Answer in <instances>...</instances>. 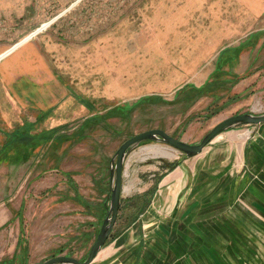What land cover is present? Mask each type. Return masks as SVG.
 <instances>
[{
	"label": "rangeland",
	"instance_id": "374dc122",
	"mask_svg": "<svg viewBox=\"0 0 264 264\" xmlns=\"http://www.w3.org/2000/svg\"><path fill=\"white\" fill-rule=\"evenodd\" d=\"M262 1L0 0V53L25 40L7 62L14 73L0 74L24 83L33 100L32 106L22 98L19 112L0 105V205L10 207L16 186L35 173L59 168L60 160L56 167L47 161L54 147L65 150L61 163L75 172L83 160L103 161L110 170L122 141L150 128L199 142L215 121L214 106L188 111L209 92L199 82L218 49L255 25L252 14ZM79 100L95 113L89 116L91 108ZM130 156L146 169L182 154L146 140L127 151L124 165ZM89 246L77 256L83 259Z\"/></svg>",
	"mask_w": 264,
	"mask_h": 264
},
{
	"label": "crops",
	"instance_id": "0c3cea01",
	"mask_svg": "<svg viewBox=\"0 0 264 264\" xmlns=\"http://www.w3.org/2000/svg\"><path fill=\"white\" fill-rule=\"evenodd\" d=\"M254 9L255 25L218 49L199 82L209 92L189 105V112L214 106L211 127L234 114L264 112V0ZM19 43L0 53V73ZM0 75V105L19 112L26 97L33 106L24 83ZM90 108L89 116L96 111ZM53 149L47 161L56 167L60 160L59 168L35 173L16 186L10 207L0 205V264H40L61 254L84 260L77 250L99 231L110 170L103 161L83 160L80 171H69L60 158L65 150ZM175 161L139 169L127 158L116 221L89 264H264V122L223 130L198 154Z\"/></svg>",
	"mask_w": 264,
	"mask_h": 264
},
{
	"label": "water",
	"instance_id": "95a60500",
	"mask_svg": "<svg viewBox=\"0 0 264 264\" xmlns=\"http://www.w3.org/2000/svg\"><path fill=\"white\" fill-rule=\"evenodd\" d=\"M261 122H264V112H243L234 114L213 125L197 143H189L176 138L161 128L146 129L126 138L117 147L110 160L111 184L109 188V206L107 208L106 216L101 223L99 231L96 234L85 259L80 260L73 256L61 254L52 256L40 264H89L93 260L97 252L105 244L116 221L122 191L124 160L127 151H129L133 146L146 140L160 141L179 151L182 156L190 157L198 154L213 137L223 130L241 125L258 124Z\"/></svg>",
	"mask_w": 264,
	"mask_h": 264
},
{
	"label": "trees",
	"instance_id": "16d2710c",
	"mask_svg": "<svg viewBox=\"0 0 264 264\" xmlns=\"http://www.w3.org/2000/svg\"><path fill=\"white\" fill-rule=\"evenodd\" d=\"M215 113V111H212L211 112V115L212 114H214ZM177 164V161H174V162H172L170 165H169V167L171 168V167H173L174 165H176Z\"/></svg>",
	"mask_w": 264,
	"mask_h": 264
}]
</instances>
